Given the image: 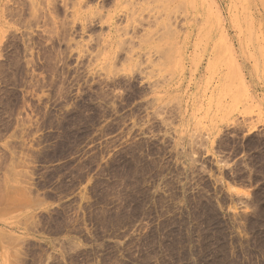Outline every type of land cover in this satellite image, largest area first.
<instances>
[{"label":"rangeland","instance_id":"374dc122","mask_svg":"<svg viewBox=\"0 0 264 264\" xmlns=\"http://www.w3.org/2000/svg\"><path fill=\"white\" fill-rule=\"evenodd\" d=\"M0 264H264V0H0Z\"/></svg>","mask_w":264,"mask_h":264}]
</instances>
